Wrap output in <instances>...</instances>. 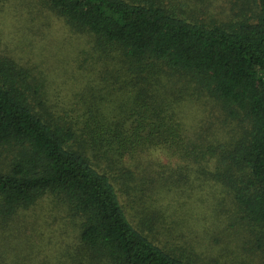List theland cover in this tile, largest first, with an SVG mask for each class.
<instances>
[{
    "label": "trees",
    "instance_id": "16d2710c",
    "mask_svg": "<svg viewBox=\"0 0 264 264\" xmlns=\"http://www.w3.org/2000/svg\"><path fill=\"white\" fill-rule=\"evenodd\" d=\"M45 1L90 38L96 85L64 108L25 68L0 61V147L14 146L0 166V218L49 197L78 223L73 264H206L190 247L168 248L156 215L132 214L122 200L117 170L157 151L178 175L207 172L222 185L264 254V0L250 17L221 22L188 13V0ZM215 98L244 120L242 135L218 144L185 117Z\"/></svg>",
    "mask_w": 264,
    "mask_h": 264
},
{
    "label": "rangeland",
    "instance_id": "374dc122",
    "mask_svg": "<svg viewBox=\"0 0 264 264\" xmlns=\"http://www.w3.org/2000/svg\"><path fill=\"white\" fill-rule=\"evenodd\" d=\"M161 1L168 6L179 3ZM253 3L188 0L186 7L199 20L221 22L243 13L250 17ZM92 50L90 38L72 31L45 0H0V61L25 68L54 103L71 108L90 97L96 85ZM105 96L110 107L118 94ZM209 100L187 107L190 128L204 125L209 130L204 137L215 144L242 135L243 117L225 110L216 98ZM13 148L0 147V166L8 165ZM117 173H122L120 194L128 212L155 214L163 230L158 238L168 248L190 247L206 264H264V254L252 247V235L232 195L207 172L182 177L168 154L152 151L148 157L129 159ZM157 173L175 176L162 185L154 182ZM81 250L76 219L52 198L12 218H0V264H73Z\"/></svg>",
    "mask_w": 264,
    "mask_h": 264
}]
</instances>
